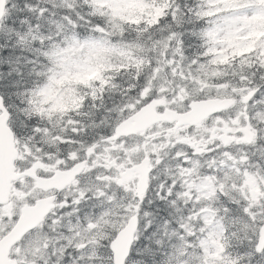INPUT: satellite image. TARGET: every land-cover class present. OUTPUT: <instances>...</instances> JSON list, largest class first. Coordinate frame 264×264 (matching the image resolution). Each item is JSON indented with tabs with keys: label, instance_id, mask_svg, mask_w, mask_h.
Masks as SVG:
<instances>
[{
	"label": "snow or ice",
	"instance_id": "1",
	"mask_svg": "<svg viewBox=\"0 0 264 264\" xmlns=\"http://www.w3.org/2000/svg\"><path fill=\"white\" fill-rule=\"evenodd\" d=\"M0 264H264V0H0Z\"/></svg>",
	"mask_w": 264,
	"mask_h": 264
}]
</instances>
